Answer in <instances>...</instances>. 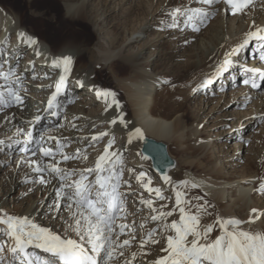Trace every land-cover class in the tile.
I'll return each mask as SVG.
<instances>
[{
    "label": "bare ground",
    "instance_id": "obj_1",
    "mask_svg": "<svg viewBox=\"0 0 264 264\" xmlns=\"http://www.w3.org/2000/svg\"><path fill=\"white\" fill-rule=\"evenodd\" d=\"M114 2L99 0L95 4L93 0H0V60L7 59L9 63L5 65V68L11 67L21 77L20 84L15 87L21 90V95L25 98L23 107L11 105L0 111V138H5V144L0 146L2 148L0 163L10 165V168L5 170L0 167V172H4L0 176V184L3 183L0 190V213L10 214L6 211V207L8 204H14L16 195L13 192L16 187L37 174L28 165L25 166L26 158L31 157L41 161L47 159L21 151V148L27 145L23 144L24 134L15 133L17 127H26L31 132L32 148L36 147V142L41 137H44V146L48 147H55L56 140H61L65 143L63 152L72 156L76 155L77 149L85 148V143L90 141L92 135L98 134L92 131L91 125L102 122L108 124V127L101 132L107 131L110 137L122 134L128 138L122 146L114 147L110 151L115 150L123 158L128 150H136L137 158L133 160L134 165L145 168L149 176L158 177L151 170L149 160L141 156L139 152L140 138L133 137L132 142H128L130 131L140 128L145 134L157 139L172 140L178 145L180 152L187 155L189 161L188 182L197 184L204 194L203 200H193V204H203L207 201L205 205L207 211L200 213L201 227L208 224L215 225L216 217L220 216L240 219L246 222L240 225L241 228L264 233V221H262L264 199H261V195L254 194L255 192L251 193L254 188L258 191L260 176L258 174L254 176L249 170L238 174L228 155L222 158L225 168H222L221 163L219 164L216 159H212L210 137H204L203 129H200L204 111L200 113L202 111L200 108L193 110L190 105L195 93L198 94V100L202 101L205 98L204 89L213 88L214 85H211L196 90L197 85L205 78L217 79L214 69L222 63L227 52L242 43L245 34L252 30L253 21L257 26H264V0H254L253 5L233 17L231 12L225 11L223 0L212 6L202 5L197 0H139L136 6L128 9L127 16L130 18L136 14L135 22L140 25L136 24L131 29L123 30L118 21L114 22L112 17L115 10ZM193 7L215 10V14L209 18L207 24L212 22L217 13L220 14L207 30L202 26L200 31L187 34V31H184L187 25L182 22L183 17L178 16L176 20H172L169 13L175 8L186 10ZM144 21L145 23L142 24ZM170 23H176L178 27L170 28L168 27ZM128 30L140 35L124 45ZM151 32H158L156 41L145 44L141 49L132 46L142 34ZM20 33H24L23 39ZM172 33L176 35L171 36L173 41L169 43L167 37ZM28 38L35 39L37 43L29 44ZM256 42L255 52L251 53L247 48L242 50L239 55L232 57L235 63H241L245 69L258 66L264 69V60L260 59L264 56V51L260 50V42ZM155 51L157 55L151 59ZM65 55L72 57V64L64 89L57 97L56 109L61 116H65L61 124L58 125L57 122L50 125L53 122V116L49 112L45 114V120L42 119L47 111L45 107L47 98L51 91L55 90L54 85L59 75L63 74V67H53L52 61ZM99 59L103 62L98 63ZM237 70L238 67L233 63L218 78L223 80L231 78ZM28 76H30L29 79L26 78ZM247 77L248 73L245 78ZM78 80L82 81L83 86L77 84ZM248 88L246 97L248 94L261 95L259 89H253L250 86ZM84 90L90 93V98H87L89 101L84 100L86 103L80 102L79 99ZM106 90L115 93V99L120 104L119 108L112 104V97L105 98L103 95L97 97V91ZM94 101L103 102L105 106L101 116L95 118V115L81 114L82 110ZM109 104H112V107H108ZM121 113L127 127L118 119L115 124L109 123ZM36 115L41 117L38 122L27 123ZM244 115L241 113L233 124L241 136L250 127L249 124L240 126ZM85 126L87 127L84 128ZM47 137H55L56 140L47 139ZM11 140H18L21 143L9 147ZM122 140L124 141V138ZM67 143H70L69 146ZM262 143L263 148L259 158L255 156L249 161L251 165L253 164L252 168L256 167L258 173H260L259 167L264 169V138ZM213 145L216 147L217 143ZM56 160H60L59 155L52 162ZM74 160L61 162L59 167L74 170L77 166ZM95 163L96 161L91 168L95 166ZM128 169L129 177L124 179L128 185L122 188V194L133 198L131 206L133 209L147 207L140 203L141 197L146 199L140 191L148 193V188L138 184V170L131 167ZM43 175L50 183L42 185L33 182L26 186L29 194L37 193V198L29 203L26 211L11 215L30 217L39 226L47 227L64 236L55 218L60 215L58 219L60 220L64 218L63 216L65 218L70 216L67 201H61L63 207L66 205V209L61 214H59L60 208L52 212V205L57 200L54 189L61 181L48 172ZM94 175L92 174L91 177ZM168 178L166 180L165 177H159L165 185L171 183V178ZM135 182L137 185L131 186V183ZM148 187L157 188L158 186L148 185ZM182 187H174V196L177 190L182 191ZM158 188L161 189V187ZM135 189L137 193L132 195L131 191ZM38 191H42L44 195L40 196ZM150 194L155 195L154 192ZM187 194L188 198L194 197L189 192ZM212 204L216 206V211L208 207ZM174 206L175 201L166 208L158 210L168 211ZM251 209L259 210L255 214L259 216V219H256L254 223L247 222ZM193 211H195L194 208ZM148 213L149 216L154 214ZM139 217L138 215L137 218ZM172 219L178 220L179 213L168 217L167 221L170 222ZM68 221L71 220L68 219ZM168 234L172 233L165 232L163 236L156 238L159 243H149L143 249L137 241L134 251L123 250L125 255L118 257V264L125 259L131 261L133 252L140 259L138 262L135 260L133 264H151L159 256L165 255L160 250L166 246L165 237ZM218 234L219 229L214 228L211 238H215ZM29 251L42 257L47 255L35 248ZM13 261L12 264H16L14 259Z\"/></svg>",
    "mask_w": 264,
    "mask_h": 264
},
{
    "label": "snow or ice",
    "instance_id": "obj_2",
    "mask_svg": "<svg viewBox=\"0 0 264 264\" xmlns=\"http://www.w3.org/2000/svg\"><path fill=\"white\" fill-rule=\"evenodd\" d=\"M197 2L205 6H212L220 3L221 0H197ZM223 4L226 12L236 15L243 13L253 5L254 0H223ZM214 14L215 10L193 7L186 10L175 8L169 13V16L172 20H176L178 16L183 17L182 22L185 25L191 26L194 31H200L202 26H207V21ZM168 27L173 28L178 25L170 23ZM20 37L23 39L24 33H20ZM253 40L260 42V50L264 51V26H257L255 21L252 23V30L245 34L242 43L224 55L222 63L214 69L215 77L223 75L234 63L232 57L239 55ZM27 42L32 45L37 43L35 39L31 38H28ZM260 59L264 60V56H261ZM8 63L7 59L0 60V81H3L0 83V111L11 105L18 107L24 105L25 98L21 95V90L15 87L20 84L21 77L11 67L5 68ZM71 64L72 57L70 55L52 61L53 67H63V74L59 75L58 81L54 85L55 90L51 91L45 106L53 117L59 114L56 110L57 97L62 93L68 80ZM245 71L248 73V77L242 83L253 89L259 88L260 82L264 81V70L258 67H249ZM215 82L216 80L212 77L205 78L197 85L196 90L211 86ZM77 84L83 86L82 81L78 80ZM101 95L105 98L112 97V104H115L116 108L120 107L119 101L115 99V93L110 90L97 91V97L99 98ZM112 104H109L108 107H112ZM40 119L41 117L36 115L27 123L38 122ZM117 119L127 127L122 113L109 123L115 124ZM257 119L264 120V115ZM15 133L24 134L23 144L27 146L22 147L21 151L29 152L32 156L39 155L47 158L45 161L37 159L26 161L34 172L40 174L39 180L34 182L50 183L43 175L45 172L61 181L54 189L57 200L52 207L53 209H62L61 201H67L71 223H68L65 232L74 233L75 238L71 235L62 236L52 229L39 226L30 217L0 213V264H12L13 259L16 264H110L113 259L123 257L125 255L123 250L132 246L136 237L120 239L126 235L125 230L132 225L117 224V220L122 218L121 212L126 211V207L123 194L119 191L122 173L117 167L122 163V158L115 150L110 151L115 143L114 138L107 141L95 166L84 169L78 174L76 170L62 169L59 164L78 158L79 149L76 150V155H67L63 152L65 143L56 140L55 137H47V139L56 140L55 147L44 146V137H41L36 142V147L32 148L33 137L26 127H17ZM108 135L107 131L100 132L92 135L90 139L97 141ZM133 137L142 139V130L140 128L131 130L129 143L132 142ZM6 138H8L7 134ZM19 143L21 142L18 140H11L8 146L11 147ZM4 144L5 138H0V146ZM57 155L60 156V160L52 162ZM92 174H95L94 178L89 180V176ZM77 175V179H71ZM144 175L145 173L141 172L137 179H141ZM165 179L169 178L166 176ZM124 183L128 182L124 181ZM149 184L150 181L143 186L148 188L149 192H154L158 199H165L160 188H150ZM181 184L187 187L189 182H179L177 187L179 188ZM190 186L193 189L198 187L195 183H191ZM257 190L264 192V182L260 183ZM193 200L200 201L203 200V197L188 198L187 192L177 190L175 206L168 211H163L155 208L151 199L141 197L140 203L147 205L154 213L149 219L152 222L162 223L161 228L153 227L145 233V238L140 240V247L143 249L148 243H159L155 237L161 229L164 232L172 233L166 235V246L160 250L165 255L159 256L151 264H264V233L241 228L240 225L246 222L240 219L220 216L216 217L215 225L208 224L201 227L200 213L207 211L205 207L207 201H204L203 204H193ZM166 207L167 205H161V209ZM258 211V209L250 210L248 223H254L256 219H259V216L255 215ZM177 212L179 213L178 220L167 221L168 217H173ZM139 227L144 228L145 224L141 223ZM214 228L219 229V234L215 238H211ZM189 237H191L190 240ZM32 248L39 249L47 255L42 257L29 251ZM6 252L7 256L4 255ZM136 255L133 252L131 261L125 259L122 264H133Z\"/></svg>",
    "mask_w": 264,
    "mask_h": 264
},
{
    "label": "rangeland",
    "instance_id": "obj_3",
    "mask_svg": "<svg viewBox=\"0 0 264 264\" xmlns=\"http://www.w3.org/2000/svg\"><path fill=\"white\" fill-rule=\"evenodd\" d=\"M98 1L99 0H93V2L95 4H97ZM113 1H115L114 2L115 10H114L112 17L114 19V22L118 21L122 30L125 28L131 29L136 24H137V26L140 25V23L135 22L136 14L130 16V18H128V16H127L128 9L136 6L139 3V0H113ZM219 14L220 13H217V15L214 16V18L212 19V22H214L217 19ZM232 17H233V15H232ZM237 18H240V16H237ZM212 22H209L207 24V26H204L203 28L205 30H207L210 27V25L212 24ZM144 23H145V21L142 24H144ZM236 24H237V22H236ZM236 24H235V26H236ZM110 26H112V24ZM110 26H109V28L112 29V27H110ZM184 31H187V34H189L191 32H195L193 30V28L191 26H188V25L185 27ZM158 32H160V31H158ZM158 32L157 33L151 32L149 34H147V33L142 34L141 38L138 41L134 42L132 44V46H134L136 49L143 48L145 44H149V43H152V42L157 40ZM127 35H128L126 38L127 40L124 43V45L129 40L135 38L136 36H138L140 34L139 33H132L130 30H128ZM173 35L175 36L176 33H174V34L172 33L169 37H167V40L169 43H172L173 39L171 36H173ZM256 44H257L256 40H253V42L248 45L247 50L250 51L251 53H254L255 48L257 46ZM156 51L153 53V55H151V59L156 57V55H157ZM101 62H103V60L99 59L98 63H101ZM234 64L236 67H238V70H237V72H235V74L232 75L231 78H227L225 80H223L222 78L215 79L216 82L213 84L214 86L212 89H211V87H207L206 90L204 89L203 94H204L205 98H203L202 101H199L198 100V94L195 93L192 96V100L190 101V105H191V108L193 110H198V108H200L202 110V111H200V113L204 111L202 113V115H204L203 116L204 118H203L202 122L200 123L201 124L200 129L201 130L203 129L202 133L204 134V137H210L211 145H212L211 150L213 152L212 159L213 158L216 159V161L219 164L221 163L222 168H225V164L223 163L222 158L225 155H228L229 160H231V162L235 166L234 168H236V170H238V174H241L242 172H245L246 170L252 171L254 176H257V174H258V176H260V183H261V182H264V169H262V167H259L258 171H260V173H258L256 167L252 168L253 164L251 165L249 163V161H250V159H253L255 156L257 158H259V155H260L262 148H263L262 139L264 138V136H263L264 135V120H259V119H257V117L264 115V81L260 84L259 88H256L257 90L259 89V91L261 92V95L251 96L248 94V96L246 97V93L249 90V88H248L249 85H244L242 83V81L244 79H246L245 78L246 77L245 66H243L239 62L235 63V61H234ZM262 70H264V69H262ZM26 78L29 79L30 76H28ZM219 83H220V85H219ZM89 95H90V93L84 90L82 92V94L79 96L80 102H82V103L88 102L89 99H87V98H90ZM84 100L85 101L87 100V101L85 102ZM256 108H257V110H254ZM104 110H105V106L103 105V102L102 103L101 102L96 103L94 101V103H89V107H86L85 110H82L81 114L88 115V116L95 115V118L96 117L98 118L101 116L102 111H104ZM250 111H253V112L249 113ZM47 112L48 111H46L44 113V116L42 119L45 120V117H46L45 114ZM241 113L245 114V115L242 118V120L240 121L241 122L240 126H244L246 124L250 125L248 131H246L243 136H241L240 134L237 133V127H235L233 125L234 122L237 120V118L240 117ZM64 116L65 115L61 116L60 113L58 114V116H54L53 122L50 123V125L54 124V123L57 124V122H58V125L61 124ZM254 119H256V120L253 121ZM88 121H90V120H88ZM86 127L87 126H85L84 128H86ZM106 127H108V124H105L102 122H96L93 125H91V128H93L92 131H96L97 133H100ZM113 138L115 140V143L113 144V148L117 147V146H122V144L126 143L128 140V138H126L122 134H116L113 137L106 136V137L99 139L97 141H92L90 139V141L88 143H85V148L80 150L81 152L79 153L78 159L74 160V162H76V164H77L76 169H74V170H76L77 173L79 174L84 169L91 168L92 164L103 153L104 148L107 144V141L109 139H113ZM123 138H124V141L122 140ZM165 141L168 143V148H169L170 154L174 158L177 159L178 164L180 166V169L176 172V174L173 177H170L171 178L170 184L165 185V184H163L164 183L163 180L159 179V177H166V176H159V175H158V177L149 176L145 168L142 169V168H139L138 166L134 165V161L137 158L136 157L137 152L134 149H130V150L127 149L128 151L125 152L126 155H124V157L122 158V163L117 165L120 172L122 173L121 183H120V187H119V191L121 193H123L122 188H124L125 186L127 187V185H128V184L124 185V179H126V177H129V173H130V170L128 169V167H131L133 169L138 170L139 174L141 172L145 173L144 177H142L141 179L138 180L139 181L138 184L145 185L150 181L149 185H156L158 187H161L162 195L165 197V199H163V200L158 199L156 197V195L152 196L150 194V192L144 193L145 191H140L142 194L145 195L146 199H148V198L152 199L153 205L157 209L161 208V205L172 204L175 201V196H174V189L175 188L174 187L177 186L179 182L188 181L187 172H188V162L189 161H188L187 155H184L182 152H180L178 145L175 144L172 140H165ZM214 143H217L216 147H214V145H213ZM69 144L70 143H67V146H69ZM139 149H140V147H139ZM141 156H143V155H141ZM30 159H32V158L31 157L26 158V160L24 161L25 166L28 165V163L26 161L30 160ZM9 166H10L9 164L3 165L2 163H0V167L4 168V170L9 169L10 168ZM231 170L232 169H230L229 171H231ZM1 173L3 174L4 172H0V176H1ZM77 178H78V175L75 177H72L71 179L74 180ZM93 178L94 177L89 176V180H91ZM134 178H135V176H134ZM38 180H39V174L37 173L30 180H25L22 183H20L16 187V190L13 192L16 195L14 204L13 203H12V205L8 204L6 207V211L9 212L10 214H14V215L15 214L17 215L19 213L26 211V209L29 206V203L33 199L37 198V193L34 192V193L29 194V192L26 190V186H28L30 183H33L34 181H38ZM37 183L38 182H34V184H37ZM2 185H3V183L0 184V190H1ZM42 185H44V184H42ZM136 185H137L136 182L131 183V186L135 187ZM180 187H182V184L180 185ZM199 188L200 187L193 189V188H191L190 183H189V185L187 187H185L183 185L182 191L189 192L192 194V196L194 195V196H201L202 197L204 194L201 190H199ZM136 190L137 189H135L134 191H131L132 195H135L137 193ZM253 192H255L254 194L261 195L262 196L261 199H264V192L255 191V188L252 189L251 193L253 194ZM128 193H130V192L128 191ZM38 194L40 196L44 195L42 191H38ZM0 197H1V192H0ZM132 199L133 198L127 197V195L123 196L126 211L121 212L120 215L122 218L117 220V224L125 223L128 225H132L131 227H129L125 230L126 235L120 238L121 240H123V239H131L133 236L136 237V239L133 241L132 246L125 248L130 252L135 250V248L137 246L136 245L137 241L140 242V240L145 238V233L148 230H150L153 227L161 228V223H162V222H152L149 219L150 216H149L148 212H151V210L148 207H139L136 210L133 209L131 207L132 206ZM127 200H129V201H127ZM226 200H227V198H226ZM64 206L66 207V205H64ZM65 207H63L62 209L60 208L59 214H61L66 209ZM129 208H131V210L132 209L133 210L131 211ZM211 208H212V210L216 211V206L214 204L211 205ZM53 210L54 209L52 208V212H53ZM138 215L140 216L139 218H137ZM261 216H262V214H261ZM63 217L65 218V216H63ZM59 218H60V215H58L55 219L60 224V229H59L60 232L62 234H65V235H71V236H73V238H75L74 233L65 232V229L68 227V223L69 222L71 223V221H68V219L71 220L70 216L68 215V217H66L65 220H64V218L58 220ZM262 221H264V216L262 217ZM141 223L145 224L144 228L139 227ZM164 233L165 232L161 229V231L158 232V234L156 235L155 238L163 236ZM4 255L7 256L8 255L7 252ZM135 260L137 262L140 261L139 258H137ZM142 261L145 262L144 260H142ZM13 262L14 261H12V263ZM110 264H118V257L113 259L110 262ZM120 264H122V263H120Z\"/></svg>",
    "mask_w": 264,
    "mask_h": 264
},
{
    "label": "water",
    "instance_id": "obj_4",
    "mask_svg": "<svg viewBox=\"0 0 264 264\" xmlns=\"http://www.w3.org/2000/svg\"><path fill=\"white\" fill-rule=\"evenodd\" d=\"M139 150L149 160L151 169L159 176L172 177L179 169L178 161L170 154L165 140L143 133Z\"/></svg>",
    "mask_w": 264,
    "mask_h": 264
}]
</instances>
